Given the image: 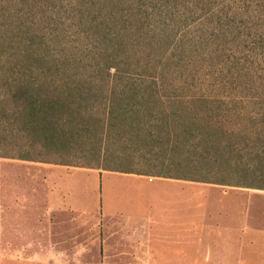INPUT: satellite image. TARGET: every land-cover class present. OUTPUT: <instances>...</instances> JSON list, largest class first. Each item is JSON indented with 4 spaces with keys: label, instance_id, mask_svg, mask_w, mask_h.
<instances>
[{
    "label": "trees",
    "instance_id": "obj_1",
    "mask_svg": "<svg viewBox=\"0 0 264 264\" xmlns=\"http://www.w3.org/2000/svg\"><path fill=\"white\" fill-rule=\"evenodd\" d=\"M168 4L72 0L93 67L25 34L0 61V122L12 133L0 158L264 192V126L221 111L207 92L169 85L170 29L155 20Z\"/></svg>",
    "mask_w": 264,
    "mask_h": 264
},
{
    "label": "rangeland",
    "instance_id": "obj_2",
    "mask_svg": "<svg viewBox=\"0 0 264 264\" xmlns=\"http://www.w3.org/2000/svg\"><path fill=\"white\" fill-rule=\"evenodd\" d=\"M71 2L0 0V61L14 52L25 34L31 33L43 40L53 55L93 67L96 60L92 46L83 45L73 31ZM243 2L214 0L205 6L201 1L169 0L167 10L155 19L170 29L163 47L167 56L163 70L169 85L192 93L207 92L218 98L213 104L221 111L244 114L250 124L264 126L259 116L264 109V6ZM231 123L236 120L233 118ZM10 129L8 122H0L2 150H6L7 137L11 138ZM20 164L0 158V243L7 231V180ZM39 166L31 163L27 167L30 264H109L101 250V217L104 232L137 230L146 213L158 217L152 239L156 264H192L196 258L200 261L197 264L204 260V264H215L221 240L211 235L201 242L202 222L210 233L233 222V217H223L248 216L255 234L264 233L263 191L189 183V226L186 212L183 216L178 213L180 206L175 198L181 195L180 190L163 184L164 180L147 183L151 178H119L97 169L61 166L56 169L58 173H52L53 179L43 182V173L47 178L51 172L48 166L47 172ZM138 197H145L144 207L136 205ZM53 199L60 206H53ZM199 214H205L206 221L201 222ZM119 215L125 220L120 221ZM263 243L247 246L245 242V264H264ZM235 248L237 252L239 244ZM2 257L0 252V264H5ZM229 262L224 259L218 264Z\"/></svg>",
    "mask_w": 264,
    "mask_h": 264
},
{
    "label": "crops",
    "instance_id": "obj_3",
    "mask_svg": "<svg viewBox=\"0 0 264 264\" xmlns=\"http://www.w3.org/2000/svg\"><path fill=\"white\" fill-rule=\"evenodd\" d=\"M11 161H16L17 159H8ZM19 163V169L17 171L12 172L9 175L7 180V203H6V211H7V231L4 242L0 243V252L4 257L2 260H5V264H30V226H29V218H30V201H29V176H28V165H40L46 171V166L49 167L48 172H51V175L47 176L46 173H43V177L41 180L46 182L49 178H54V174L58 173L60 170H56L59 167L64 165L57 164H47V163H38V162H30V161H22L17 160ZM15 167V165H13ZM84 168V167H78ZM89 169V168H86ZM100 171V170H99ZM47 172V171H46ZM113 173L112 176L119 178H130V179H139V177H148V176H138V175H130V174H122L116 172H108ZM137 177V178H135ZM151 180H147V183H153L157 181H153V179L164 180L163 184H170L175 186L180 190V194L175 198L176 203L179 204V216H183L182 212H186V216L188 219V224L190 226V196H189V186L190 182L174 180V179H162L156 177H149ZM142 181V180H141ZM159 183V182H157ZM240 189V188H239ZM249 190V189H243ZM185 193L186 195L182 194ZM139 198V197H138ZM145 198V197H144ZM144 198H139L137 200V206L144 207ZM35 204H37L35 202ZM40 204V203H38ZM59 203L54 201L53 206L58 207ZM34 205V204H32ZM39 206V205H38ZM43 212L41 213L42 219L45 218V210L44 205ZM140 208V207H139ZM150 212V211H149ZM171 213L173 211H170ZM103 214V212H102ZM101 214V216H102ZM179 216H174L175 218H179ZM201 217V222L206 221L205 214H199L198 217ZM120 221H124L125 218L122 215H119ZM233 217V222L227 226L221 225V231H210L207 232L204 223H201V242L204 241L208 236L214 235L219 238L220 244H222V248L218 255L215 256V264L223 263L224 259L229 262V264H245V258L243 256V245L245 242L247 246H253L257 244L258 241L264 242V233L263 234H255L253 225L247 222L249 217H240L235 214L228 215L226 218L223 217L224 220L227 218ZM40 218V214L37 219ZM248 218V219H247ZM17 219V224L14 225V220ZM158 219V217H157ZM156 217H153L151 213H146L144 215L143 225L141 228L133 231H129L128 229H120V230H109L108 232H104L103 221L101 217V250L103 252V259L109 264H156L157 257L155 255V250L152 245L153 242V233L155 232V227L158 224V220ZM211 225V224H210ZM213 225V224H212ZM196 226V225H195ZM228 227V231L226 230ZM236 232L234 233V231ZM252 235V237L248 238V234ZM257 240L255 243V239ZM239 244L240 248L236 252V248L234 246ZM264 244V243H263ZM227 247V248H225ZM229 249V250H227ZM237 253V257L236 256ZM200 263L197 258L193 262L194 264ZM192 263V264H193ZM204 261H201V264H204Z\"/></svg>",
    "mask_w": 264,
    "mask_h": 264
}]
</instances>
